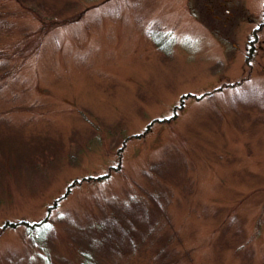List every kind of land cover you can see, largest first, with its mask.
<instances>
[{
	"label": "rangeland",
	"instance_id": "374dc122",
	"mask_svg": "<svg viewBox=\"0 0 264 264\" xmlns=\"http://www.w3.org/2000/svg\"><path fill=\"white\" fill-rule=\"evenodd\" d=\"M84 253L264 264V0H0V264Z\"/></svg>",
	"mask_w": 264,
	"mask_h": 264
},
{
	"label": "trees",
	"instance_id": "16d2710c",
	"mask_svg": "<svg viewBox=\"0 0 264 264\" xmlns=\"http://www.w3.org/2000/svg\"><path fill=\"white\" fill-rule=\"evenodd\" d=\"M43 225H47L46 220L42 221L40 224H37L36 226L33 225L31 227H28V229L26 230L28 232L30 240H33V242H35L41 249H44L42 247V242L45 240L46 232H48L49 230V229L43 230ZM82 255L84 259L81 264H96L89 254L84 253ZM45 264H51V262L47 259L45 261Z\"/></svg>",
	"mask_w": 264,
	"mask_h": 264
},
{
	"label": "snow or ice",
	"instance_id": "6c2138e0",
	"mask_svg": "<svg viewBox=\"0 0 264 264\" xmlns=\"http://www.w3.org/2000/svg\"><path fill=\"white\" fill-rule=\"evenodd\" d=\"M50 227H51L50 225H43V230H48V229H50Z\"/></svg>",
	"mask_w": 264,
	"mask_h": 264
}]
</instances>
